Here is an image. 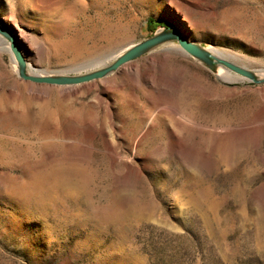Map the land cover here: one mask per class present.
<instances>
[{
    "label": "rangeland",
    "instance_id": "374dc122",
    "mask_svg": "<svg viewBox=\"0 0 264 264\" xmlns=\"http://www.w3.org/2000/svg\"><path fill=\"white\" fill-rule=\"evenodd\" d=\"M149 20L264 73V0H0L44 76L98 69ZM0 37V264H264V84L174 43L76 89L35 84ZM55 182L72 187L42 210Z\"/></svg>",
    "mask_w": 264,
    "mask_h": 264
},
{
    "label": "water",
    "instance_id": "95a60500",
    "mask_svg": "<svg viewBox=\"0 0 264 264\" xmlns=\"http://www.w3.org/2000/svg\"><path fill=\"white\" fill-rule=\"evenodd\" d=\"M0 36L5 38L9 43V50L16 60L18 76L22 80L41 85L73 86L100 80L118 71L122 66L171 43L176 44L185 55L201 64L213 74L217 75L221 68L247 79L254 85L264 84V77H259V74L256 72L241 68L227 60L219 58L205 47L188 40L183 36L181 31L173 25L158 28L148 38L127 47L118 58L114 59L106 66L78 75L51 74L38 76L29 74L26 60L19 47L16 45L13 36L5 28L3 22H0Z\"/></svg>",
    "mask_w": 264,
    "mask_h": 264
},
{
    "label": "bare ground",
    "instance_id": "6f19581e",
    "mask_svg": "<svg viewBox=\"0 0 264 264\" xmlns=\"http://www.w3.org/2000/svg\"><path fill=\"white\" fill-rule=\"evenodd\" d=\"M7 23V22H6ZM1 38V37H0ZM0 46L6 48L8 47L6 42L2 40V38L0 39ZM125 51V50H124ZM124 51L120 52L119 54L115 55V56H112L110 57L109 61H113L114 59L118 58ZM14 59H12V62L15 61V64H16V60H15V57L13 56ZM98 62V61H97ZM95 62L96 64L92 65L93 68L95 67H98V68H101V67H104L108 64L105 63V62H101L99 61L98 63ZM17 65V64H16ZM127 65V64H126ZM125 66V65H124ZM123 67V66H122ZM126 69L129 68V66H126L125 67ZM27 71L29 74L31 75H38L39 74V71L36 70L35 68H33V66L28 63L27 64ZM96 70V69H95ZM120 70V69H119ZM128 70V69H127ZM38 76H41V75H38ZM217 76L222 79V80H230V74L225 71L224 69H219L218 73H217ZM259 77H264V73H260L259 74ZM25 81V80H24ZM27 82H30V81H27ZM101 82H104V81H101ZM33 83V82H31ZM36 84V83H35ZM85 84V83H84ZM81 85V84H80ZM80 85H73L71 86V88H77L76 86H80ZM83 85V84H82ZM22 106V105H21ZM30 106V103L29 102H25L24 105H23V109H28ZM141 139V136H138L136 137V140L135 142L133 143L132 145V152H131V155H135V150H136V147L138 145V142L139 140ZM119 158H122V159H125L124 157H120V155L118 156ZM72 187V184L71 183H59V182H55L53 183L52 185H49V186H46V187H42L41 191H39L37 194H34L33 195V201L34 203L41 207L42 210H46L48 206H50V204L54 201H56L57 199H62L63 198V194H65L67 192V190L70 188L71 189ZM73 191V190H72ZM71 192V191H70ZM31 196V195H30ZM125 219V218H124ZM123 221V220H122Z\"/></svg>",
    "mask_w": 264,
    "mask_h": 264
},
{
    "label": "trees",
    "instance_id": "16d2710c",
    "mask_svg": "<svg viewBox=\"0 0 264 264\" xmlns=\"http://www.w3.org/2000/svg\"><path fill=\"white\" fill-rule=\"evenodd\" d=\"M149 26L152 29L151 32H154L158 27H166L165 25H162V23H156L153 20H149Z\"/></svg>",
    "mask_w": 264,
    "mask_h": 264
}]
</instances>
